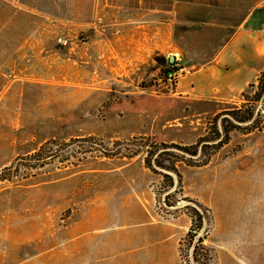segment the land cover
I'll return each mask as SVG.
<instances>
[{
  "label": "rangeland",
  "instance_id": "1",
  "mask_svg": "<svg viewBox=\"0 0 264 264\" xmlns=\"http://www.w3.org/2000/svg\"><path fill=\"white\" fill-rule=\"evenodd\" d=\"M175 5L0 0V264H197L194 245L203 264H264V70L216 111L184 105L162 81L180 67ZM198 141L174 182L137 151ZM41 145L51 156L18 168ZM194 201L203 245L187 239Z\"/></svg>",
  "mask_w": 264,
  "mask_h": 264
},
{
  "label": "crops",
  "instance_id": "2",
  "mask_svg": "<svg viewBox=\"0 0 264 264\" xmlns=\"http://www.w3.org/2000/svg\"><path fill=\"white\" fill-rule=\"evenodd\" d=\"M174 1L180 16L171 33L168 60L180 67L175 83L164 85L184 105L204 103L216 111L217 106L238 97L264 70V0ZM218 3L229 13L222 14ZM232 3L239 5L235 17L240 20L235 24ZM190 24L200 31L190 30ZM214 26L220 29L211 30L210 35Z\"/></svg>",
  "mask_w": 264,
  "mask_h": 264
},
{
  "label": "trees",
  "instance_id": "3",
  "mask_svg": "<svg viewBox=\"0 0 264 264\" xmlns=\"http://www.w3.org/2000/svg\"><path fill=\"white\" fill-rule=\"evenodd\" d=\"M170 65H173V63H170ZM252 85L253 84L251 83L248 86H252ZM260 87H261L260 91L255 94L257 98L256 100H259V98L262 95V92L264 89L262 83H260ZM244 95L245 94L242 93V96ZM253 113H254V107H251V106L247 107L246 115L243 118L236 117V119L240 122L249 121L250 119H252ZM227 132L228 131L225 130V135H224L225 137L227 135ZM224 143H226V138H221L219 141H217L216 143H213L210 146L217 148V147H220ZM198 144H199V141L192 145H177L174 143L166 144L162 142L161 143H151L145 147H138L139 149L137 151H140V149H144L143 159H144L145 165L148 168H150L152 171L156 173H160L165 179H169L170 182H172V180L174 182L173 174L180 178V175L177 171L176 163L178 161H186V160H189L188 161L189 164L194 163L193 160H195L194 157H196V154H197ZM43 147L44 146L41 145L34 152H31L27 154L26 156L18 157V160L20 161V163H18V168L20 166L25 167V168L29 167V165L26 164L25 162L26 161L31 162L32 158L33 160H36L37 162L40 160H41L40 162H42L43 159H45L48 156H51V154H49L47 150L43 149ZM186 156H189V157H186ZM42 164H44V162ZM37 166H38V163H37ZM9 170H11V166L6 168V171H9ZM8 176L10 177V173H8V175L7 174L1 175L3 179L9 178ZM172 190L173 192H170L169 195H172L173 193L176 192L175 188ZM191 208L194 213L193 215L194 219L192 220L191 227L188 229L187 239L188 240L195 239L196 245H203L206 239V231H207L206 229H207L209 218H210L208 214V210L204 205L200 204L197 201L193 202V205H191ZM195 227H199V229H201L202 227V232L200 234L194 232L193 230ZM195 250H196V246L194 245L192 249V260H194L197 264H203L195 258L196 256Z\"/></svg>",
  "mask_w": 264,
  "mask_h": 264
},
{
  "label": "built area",
  "instance_id": "4",
  "mask_svg": "<svg viewBox=\"0 0 264 264\" xmlns=\"http://www.w3.org/2000/svg\"><path fill=\"white\" fill-rule=\"evenodd\" d=\"M178 70L175 69H168L165 71L164 76H163V83L164 84H169L172 85L175 83L177 75H178Z\"/></svg>",
  "mask_w": 264,
  "mask_h": 264
}]
</instances>
